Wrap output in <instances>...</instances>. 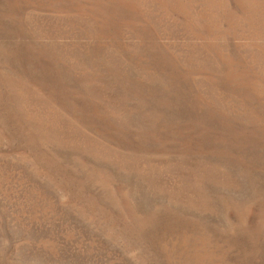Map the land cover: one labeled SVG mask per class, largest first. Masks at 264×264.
Listing matches in <instances>:
<instances>
[{
	"label": "rangeland",
	"instance_id": "obj_1",
	"mask_svg": "<svg viewBox=\"0 0 264 264\" xmlns=\"http://www.w3.org/2000/svg\"><path fill=\"white\" fill-rule=\"evenodd\" d=\"M0 264H264V0H0Z\"/></svg>",
	"mask_w": 264,
	"mask_h": 264
}]
</instances>
